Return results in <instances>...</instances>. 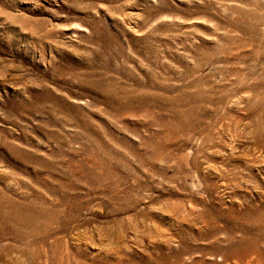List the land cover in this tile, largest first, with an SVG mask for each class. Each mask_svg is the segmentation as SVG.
<instances>
[{"label": "rangeland", "instance_id": "rangeland-1", "mask_svg": "<svg viewBox=\"0 0 264 264\" xmlns=\"http://www.w3.org/2000/svg\"><path fill=\"white\" fill-rule=\"evenodd\" d=\"M0 264H264V0H0Z\"/></svg>", "mask_w": 264, "mask_h": 264}]
</instances>
